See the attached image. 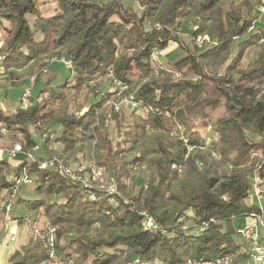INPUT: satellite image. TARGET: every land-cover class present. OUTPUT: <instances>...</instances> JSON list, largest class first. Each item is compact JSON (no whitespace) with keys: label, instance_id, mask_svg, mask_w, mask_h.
<instances>
[{"label":"trees","instance_id":"obj_1","mask_svg":"<svg viewBox=\"0 0 264 264\" xmlns=\"http://www.w3.org/2000/svg\"><path fill=\"white\" fill-rule=\"evenodd\" d=\"M40 2L0 0L1 66L8 70L32 61L48 68L51 61L44 59L61 52L74 74L60 85L69 86L71 79L76 90L88 88L97 99L83 113L57 111L50 102L63 93L49 95L44 88L53 77L41 81L39 69L35 82L40 86H33L27 108L0 107V128L13 134L24 151L16 167L9 165L8 156H0V201L13 177L27 174L44 196L22 199L21 185L13 199L42 210L39 228L44 223L57 227V255L71 264H184L189 258L225 254L234 255L233 264L243 262L247 254L239 248L245 242L232 222L260 212L256 201L246 202L254 175L263 179L259 189L264 194V47L250 64L240 62L246 48L264 39V25L255 21L256 7H264V0H138L139 12L122 0H55L48 16ZM187 22L190 45L177 31L186 30ZM199 37L205 39L200 47ZM169 42L178 50L165 57L161 52ZM163 60L165 65L158 67ZM113 81L127 85L126 94L137 107L114 111ZM33 91L45 97L39 99ZM123 108L133 113L128 141L134 143L150 129L167 134L154 137L145 191L119 194L117 205L103 195L90 200L78 182L53 167H41L43 160L59 157L47 150L49 143L68 150L78 142H94L96 164L120 190V166L110 171L105 159L113 161L116 155L108 127L114 121L119 132ZM218 109L221 115L214 118ZM140 111L146 113L143 119L137 115ZM178 125L191 144L205 149L195 148L183 159L186 149L174 134ZM248 125L259 140H248ZM43 127L49 134L36 138ZM198 127L210 128L215 141L206 143ZM257 153L261 159L252 156ZM180 164L178 173L173 166ZM141 211L160 229H143ZM8 212L2 217L8 218ZM184 219L190 220L187 225ZM30 221L37 226V220ZM4 264H50L43 238L31 236L29 230L27 243Z\"/></svg>","mask_w":264,"mask_h":264},{"label":"rangeland","instance_id":"obj_2","mask_svg":"<svg viewBox=\"0 0 264 264\" xmlns=\"http://www.w3.org/2000/svg\"><path fill=\"white\" fill-rule=\"evenodd\" d=\"M41 1V10L44 12L43 14L48 16L52 13V8L55 6V0H39ZM125 5L131 6L136 12H139L141 6L138 0H122ZM27 18L29 21H32L33 16L28 15ZM185 25V23H183ZM189 28H191L190 23H186V30L177 29L180 32L179 36L184 39L187 43H191L190 34L188 33ZM192 29V28H191ZM184 31V32H183ZM2 38V37H1ZM201 39L199 37L197 40ZM196 40V41H197ZM205 39H203V42ZM264 47V40H259L257 44L252 45L245 50V55L240 62V65L246 66L254 61L257 57V54L262 48ZM174 49V50H173ZM237 49V42L233 43V52L235 53ZM178 50L177 45L174 42L168 44L167 51L169 53L175 52ZM167 52L164 50L161 52L163 56L168 57ZM61 52H55L54 55L48 56L44 59V62L50 63V67L40 68L38 64H34V62H28L25 65H16V69H8V70H0V84L4 86V89L0 91V101H5L6 104L9 106V110L13 107L18 105V99L22 93L23 87L22 85H31L32 88L37 84L39 87L40 84L35 82V75L39 69H41L42 74L40 76L41 81H45L46 78L52 76L53 80L51 84H46V88H44L49 95L50 94H57L63 93V98L54 99L50 104L59 112H69V113H83L86 110V107L92 103L94 100L97 99L92 93L89 91L88 88H82L76 90L73 85L71 79L68 80L69 86L60 85L63 84L66 78L72 77L71 68L67 67L63 61L60 60ZM57 58V59H55ZM64 59V57H62ZM165 60L162 63H158V67H163L165 65ZM223 69V68H222ZM44 74V75H43ZM52 74V75H51ZM245 84H247L245 82ZM59 85V86H58ZM36 86V87H37ZM37 87V88H38ZM62 91V92H61ZM33 95L41 99L45 96L37 95V91H33ZM48 95V94H44ZM2 105V103L0 102ZM106 104V103H105ZM108 104V103H107ZM208 111V110H206ZM122 117L120 118V125H119V132L118 127L114 126V121H111L108 127V131L113 137V144L114 149L116 151V155L114 156L113 161L110 159H105L106 167L111 171V168L116 165L120 166L117 173L119 174V182L121 185V189L118 190L119 194L125 195L126 194H133L138 191V189H142L145 191L146 189L143 187V181L146 180L148 184V180L150 178L151 172V158L154 155V137L156 135H160L166 138L165 133L157 131V130H147L146 135L144 136H137L136 141L132 143L128 141V135L126 134L129 131V127L133 124L134 120L131 117L132 111L128 108L122 109ZM141 119H143L146 115L144 111L138 112ZM213 117L220 116V110H216L213 114ZM248 130L247 136L249 141H257L260 139V135L257 133L252 132L250 130L249 125L247 126ZM48 128V127H47ZM46 130L45 127L43 129H38L37 134H34L36 138H41V132ZM199 134L204 137V141L206 143H212L216 139L214 132L210 128H203L198 127ZM36 131V130H35ZM264 134V131H262ZM14 142H17V138L14 137L13 134H8V132H4L3 134L0 133V149H2L5 153L6 149L9 148ZM48 151L55 152L57 156L61 157L65 162L70 163L71 165H75L76 162L79 160L85 162L86 164L97 165L96 160L94 158V154L96 152V145L94 142L89 141H82L78 142L72 148L68 150H63V147L59 143H49L48 144ZM4 155V154H3ZM253 154L252 156L256 157L257 159H261L262 156L260 153ZM16 160V158H14ZM135 159V160H134ZM18 160V159H17ZM134 160V162H132ZM217 163L216 161H214ZM13 167V166H11ZM108 175L107 173H105ZM181 175V174H178ZM106 176V175H105ZM109 177V176H108ZM108 181V180H107ZM116 182V181H115ZM118 183L116 182V185ZM44 196L42 190L37 189V184L33 181L30 184L22 185L18 190V197L22 199H36L42 198ZM252 199H246L247 203H251ZM256 204V202L254 203ZM261 207V217L264 219V200L260 202ZM188 215L191 214L190 210L186 211ZM24 217H29L31 220L35 219L38 223L37 226L40 227L43 221L42 210H34L27 206L24 202L17 201L13 199L11 202V207L8 212V218L15 221L18 219L20 221H16V225H18V230L15 234L16 241L14 244L16 249L19 248L23 242V240L29 236V229L26 223H24L21 219ZM0 217V236L5 232L6 224L4 220ZM186 219H184L185 221ZM190 220H186L184 222L185 225L189 223ZM250 221L249 215H243L237 217L233 220V226L236 227H244V225ZM11 239V237H10ZM159 263V262H158ZM157 263V264H158Z\"/></svg>","mask_w":264,"mask_h":264},{"label":"built area","instance_id":"obj_3","mask_svg":"<svg viewBox=\"0 0 264 264\" xmlns=\"http://www.w3.org/2000/svg\"><path fill=\"white\" fill-rule=\"evenodd\" d=\"M256 20L264 25V7H256ZM204 38L197 40V45L200 47L202 45ZM264 40V39H263ZM153 58L156 59V55L153 54ZM0 56V64H1ZM60 60L65 63V65L72 69V63L66 59L60 57ZM157 61L159 59L157 58ZM71 74H74L72 70ZM110 74V73H109ZM111 76V75H110ZM113 87L111 91H114V100L111 102L114 111H118L121 107H137V103L132 100L130 95L126 94L127 85L121 83L120 81H113ZM32 98V86L25 85L22 88V93L19 98V105L22 108H27L31 103ZM5 132L4 127L0 128V133ZM49 134L48 130L41 132V139L45 138ZM176 138L180 140L183 146L186 149L183 159H186L189 152L198 149H205V146L193 145L188 141L187 136L182 131L181 127L178 125L177 129L174 132ZM39 145H35L34 150L38 148ZM210 153L215 155L213 149L209 148ZM4 151L0 149L1 153ZM8 158H14L19 153H24L22 145L19 142H14L9 148L5 151ZM28 158H31L32 155L30 152H25ZM41 167H53L55 170L62 173L64 176L70 180L78 182L84 189L85 194L90 200H96L99 198V195L103 197L113 205L118 204L117 196L119 192L114 182L107 181V178L104 174V169L98 165L86 164L85 162L79 160L75 165L65 162L62 158L53 156L50 159L43 160L41 162ZM173 168L180 173L182 171V165L173 166ZM263 182V179H260L258 176L254 175L253 185L246 190L247 198L252 199L251 202L256 201L259 205V211L261 212L260 202L264 200V194L261 193L259 189V184ZM31 178L21 172L19 175L13 177L12 186L10 191L7 193L5 198L0 201V216H6L7 212L10 209V203L13 199L15 192L18 187L23 184H30ZM148 184L146 180L143 181V187L146 189ZM257 212H251L248 215L250 216V221H248L244 227H236L235 232L244 239V246H241L239 250L247 254L248 259H251L255 262H260L264 259V245L262 240L264 239V219L261 217V214ZM142 217V226L143 229H148L151 231L159 230V225L154 221V219L141 211L139 213ZM24 223L29 227L30 234L33 237H41L44 241V246L47 254V261L50 264H71L70 259L64 260L60 259L56 251V241H57V227L50 225L49 223H44L42 228L37 227L35 224L32 225L30 219L24 218ZM202 230V227H201ZM11 240H14V236H11ZM233 254H225L223 256L208 258V259H187L184 264H233ZM147 264V263H142Z\"/></svg>","mask_w":264,"mask_h":264},{"label":"crops","instance_id":"obj_4","mask_svg":"<svg viewBox=\"0 0 264 264\" xmlns=\"http://www.w3.org/2000/svg\"><path fill=\"white\" fill-rule=\"evenodd\" d=\"M169 43H171V42H169ZM167 48H168V46H167ZM167 48L164 50V52L169 53V51H167ZM167 53H165V54H167ZM13 68H15V67H11L9 69H13ZM3 69L4 68L0 64V70H3ZM1 84H0V91H1V89H4V86H2ZM21 87H23V85ZM0 102L2 103V105L0 104V107L3 108L5 111H12L19 105V99H18V105H16L11 110H9V108H8L9 106L6 104L5 101L4 102L0 101ZM1 157H7L6 153H4V152L1 153ZM14 158H16V160ZM14 158H8L7 157V162L9 163V165L16 167L22 161L24 156L22 154H17V156ZM1 219H3L4 223L6 224L5 232L0 236V264H4L5 261L7 260L8 256L16 249L14 241H16L15 234L18 230V225H16V221H14L10 218H6V217L4 218L3 217ZM236 227H238V226H236ZM236 227H234V228H236ZM12 235L14 236V240L10 239V237ZM27 241H28V236L23 240L21 245L26 244ZM261 242L264 245V239ZM237 264H264V259L261 260L260 262H255L251 259H248V257H245V258H243V262H241V263L238 262Z\"/></svg>","mask_w":264,"mask_h":264}]
</instances>
